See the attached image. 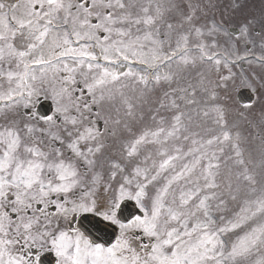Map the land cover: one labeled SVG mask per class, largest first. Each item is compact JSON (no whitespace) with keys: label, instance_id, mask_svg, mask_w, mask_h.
<instances>
[{"label":"snow or ice","instance_id":"snow-or-ice-1","mask_svg":"<svg viewBox=\"0 0 264 264\" xmlns=\"http://www.w3.org/2000/svg\"><path fill=\"white\" fill-rule=\"evenodd\" d=\"M260 2L0 0V264H264Z\"/></svg>","mask_w":264,"mask_h":264},{"label":"flooded vegetation","instance_id":"flooded-vegetation-1","mask_svg":"<svg viewBox=\"0 0 264 264\" xmlns=\"http://www.w3.org/2000/svg\"><path fill=\"white\" fill-rule=\"evenodd\" d=\"M261 7V2L259 0H255L254 2H250L249 0H246V4H245V8L248 11H254V12H258L259 9ZM243 89H247L249 90V88L241 83L239 80L236 82V84L233 87V101H238L240 102L239 98H238V92L240 90ZM250 91V90H249ZM251 92V91H250ZM252 94V93H251ZM253 99H255V96H253Z\"/></svg>","mask_w":264,"mask_h":264}]
</instances>
